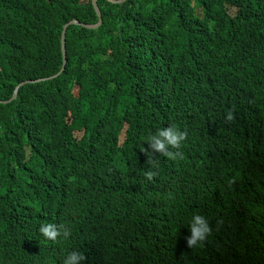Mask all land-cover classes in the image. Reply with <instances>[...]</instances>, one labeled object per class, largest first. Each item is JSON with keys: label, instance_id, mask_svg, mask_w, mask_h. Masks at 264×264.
<instances>
[{"label": "trees", "instance_id": "obj_1", "mask_svg": "<svg viewBox=\"0 0 264 264\" xmlns=\"http://www.w3.org/2000/svg\"><path fill=\"white\" fill-rule=\"evenodd\" d=\"M97 3L0 0V264H264V0Z\"/></svg>", "mask_w": 264, "mask_h": 264}, {"label": "clouds", "instance_id": "obj_2", "mask_svg": "<svg viewBox=\"0 0 264 264\" xmlns=\"http://www.w3.org/2000/svg\"><path fill=\"white\" fill-rule=\"evenodd\" d=\"M227 119H232L229 113ZM185 132L179 130L176 126L170 125L167 127L157 128L153 133H150L146 140L149 147L154 152L163 153L165 156L174 157V153L166 150L167 146L178 147L180 142L185 139ZM147 152V149H141ZM149 164H154V161H149ZM148 180H151L154 172L151 170L145 173ZM188 235L184 237L185 246L189 249L199 247L211 234V226L208 219L199 213H194L187 224ZM70 229L63 224L57 225L54 223H42L39 227V233L50 240H56L58 236L67 238ZM85 256L79 250L68 251L62 260V264H83Z\"/></svg>", "mask_w": 264, "mask_h": 264}, {"label": "water", "instance_id": "obj_3", "mask_svg": "<svg viewBox=\"0 0 264 264\" xmlns=\"http://www.w3.org/2000/svg\"><path fill=\"white\" fill-rule=\"evenodd\" d=\"M112 1H114V2H122L123 0H112ZM92 2H93V5H94V8H95V10H96V12H97V14H98V16H99V18H100V21L97 23V24H87V23H80V21L79 20H77V19H73V20H71L69 23H66L65 25H64V28H63V32H62V54H63V66H62V68H61V70L59 71V72H61L63 69H64V67H65V65H66V54H67V52H66V44H65V33H66V29H67V27H68V25L69 24H71V23H76V24H83V25H85V26H90V27H97V26H99L100 24H101V21H102V17H101V10H100V8H99V6H98V3H97V0H92ZM27 82H30V80H25V81H23L20 85H22V84H24V83H27ZM17 97V90H15V92H14V95H13V97H12V100L13 99H15ZM9 101H11V100H9Z\"/></svg>", "mask_w": 264, "mask_h": 264}, {"label": "rangeland", "instance_id": "obj_4", "mask_svg": "<svg viewBox=\"0 0 264 264\" xmlns=\"http://www.w3.org/2000/svg\"><path fill=\"white\" fill-rule=\"evenodd\" d=\"M71 21V20H70ZM65 25V24H64ZM63 28H64V26H63Z\"/></svg>", "mask_w": 264, "mask_h": 264}]
</instances>
